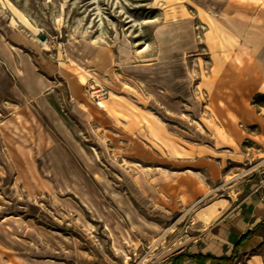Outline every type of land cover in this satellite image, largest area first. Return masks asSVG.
I'll list each match as a JSON object with an SVG mask.
<instances>
[{"label":"rangeland","instance_id":"rangeland-1","mask_svg":"<svg viewBox=\"0 0 264 264\" xmlns=\"http://www.w3.org/2000/svg\"><path fill=\"white\" fill-rule=\"evenodd\" d=\"M254 204L264 0H0V264H167Z\"/></svg>","mask_w":264,"mask_h":264},{"label":"crops","instance_id":"crops-1","mask_svg":"<svg viewBox=\"0 0 264 264\" xmlns=\"http://www.w3.org/2000/svg\"><path fill=\"white\" fill-rule=\"evenodd\" d=\"M255 211H256V204H254L253 214L251 215L250 219L236 216V219L230 221L228 225V231L224 234L223 237L219 239L221 241L223 240V243L218 244L219 246L217 247L216 251L214 252H191L189 250L179 251L168 258L167 264H178V262L175 263L174 259L177 256L184 253L209 255L216 258H230L234 252L235 246L240 242L243 236H245L247 233L251 231H254L258 227H260V225H264V219L258 214H256ZM261 229L262 226L260 227V229L258 228V231L260 232ZM257 238L258 235L254 236L239 249L238 255L236 256L232 264L240 263L241 257L244 256L247 252L246 246H249L251 244H257L256 243ZM249 262L250 264H262L261 261L258 260L256 257H252V259H250ZM181 264H215V263L199 262L186 258L183 260Z\"/></svg>","mask_w":264,"mask_h":264},{"label":"trees","instance_id":"trees-1","mask_svg":"<svg viewBox=\"0 0 264 264\" xmlns=\"http://www.w3.org/2000/svg\"><path fill=\"white\" fill-rule=\"evenodd\" d=\"M261 226H264V225H260V227ZM260 227H258V228H260ZM258 228L255 229L254 231H251V232L247 233L245 236L242 237L240 242L235 246L234 252H233V254H232V256L230 258H216V257H212V256H209V255L184 253V254H181V255L177 256L174 259V261H175V263L178 262V264H181L184 259L189 258V259H192L194 261H199V262H213L215 264H232L234 259L238 255L239 249L246 242H248L251 238L256 236V234L258 232Z\"/></svg>","mask_w":264,"mask_h":264},{"label":"built area","instance_id":"built-area-1","mask_svg":"<svg viewBox=\"0 0 264 264\" xmlns=\"http://www.w3.org/2000/svg\"><path fill=\"white\" fill-rule=\"evenodd\" d=\"M104 96H106V94H103V92H102L100 95H98V99H103Z\"/></svg>","mask_w":264,"mask_h":264},{"label":"bare ground","instance_id":"bare-ground-1","mask_svg":"<svg viewBox=\"0 0 264 264\" xmlns=\"http://www.w3.org/2000/svg\"><path fill=\"white\" fill-rule=\"evenodd\" d=\"M96 93H98V92H96ZM163 171H166V172H168V173H174V172H171V171H168V170H163Z\"/></svg>","mask_w":264,"mask_h":264},{"label":"water","instance_id":"water-1","mask_svg":"<svg viewBox=\"0 0 264 264\" xmlns=\"http://www.w3.org/2000/svg\"><path fill=\"white\" fill-rule=\"evenodd\" d=\"M41 39L44 40V37L42 36Z\"/></svg>","mask_w":264,"mask_h":264}]
</instances>
